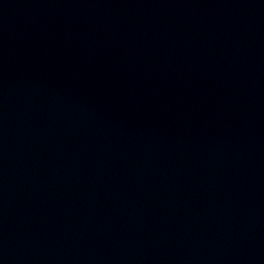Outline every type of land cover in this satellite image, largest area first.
I'll use <instances>...</instances> for the list:
<instances>
[{"label": "water", "instance_id": "95a60500", "mask_svg": "<svg viewBox=\"0 0 264 264\" xmlns=\"http://www.w3.org/2000/svg\"><path fill=\"white\" fill-rule=\"evenodd\" d=\"M0 264H264V182L45 0H0Z\"/></svg>", "mask_w": 264, "mask_h": 264}]
</instances>
